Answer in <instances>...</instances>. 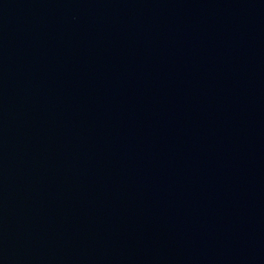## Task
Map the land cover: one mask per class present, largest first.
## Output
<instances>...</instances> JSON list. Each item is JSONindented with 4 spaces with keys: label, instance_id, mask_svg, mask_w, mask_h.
<instances>
[{
    "label": "water",
    "instance_id": "95a60500",
    "mask_svg": "<svg viewBox=\"0 0 264 264\" xmlns=\"http://www.w3.org/2000/svg\"><path fill=\"white\" fill-rule=\"evenodd\" d=\"M0 264H264V0H0Z\"/></svg>",
    "mask_w": 264,
    "mask_h": 264
}]
</instances>
